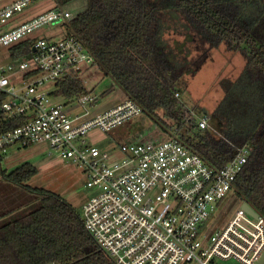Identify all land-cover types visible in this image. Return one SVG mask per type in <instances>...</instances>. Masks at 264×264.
Segmentation results:
<instances>
[{
    "label": "built area",
    "instance_id": "obj_1",
    "mask_svg": "<svg viewBox=\"0 0 264 264\" xmlns=\"http://www.w3.org/2000/svg\"><path fill=\"white\" fill-rule=\"evenodd\" d=\"M36 0H0V112L3 120L22 123L0 132V150L8 145L47 142L57 157L75 163L86 174V186L97 193L81 206L84 227L115 264H207L213 257L241 264H264V216L242 207L228 223L206 234L199 231L225 193L234 189L247 162L248 145L217 167L175 137L161 141L123 142L119 155L88 144L92 128L110 130L143 112L127 98L93 118L70 114L55 101V83L77 78L83 65L95 62L83 42L67 31L57 39L36 36V29L72 17L53 8L27 19L21 13ZM32 40L31 53L11 58V47ZM50 87H52L50 89ZM178 96V92H175ZM93 100L89 94L78 103ZM200 130L218 131L204 114ZM44 264H57L47 262Z\"/></svg>",
    "mask_w": 264,
    "mask_h": 264
},
{
    "label": "trees",
    "instance_id": "obj_2",
    "mask_svg": "<svg viewBox=\"0 0 264 264\" xmlns=\"http://www.w3.org/2000/svg\"><path fill=\"white\" fill-rule=\"evenodd\" d=\"M72 1L56 0V4L62 7ZM84 1L83 9L63 21L65 28L83 42L127 98L171 137L217 167L233 156L235 146H249L234 191L264 216V0ZM174 16L184 20L195 49H202L194 59L170 55L172 50L162 38L165 24ZM31 45L27 39L11 47V58L30 54ZM220 45L240 53L244 65L234 79L219 81L222 95L209 115L216 133L200 130L196 119L183 110L179 96L184 74L198 68L211 49ZM52 93L70 102L89 90L80 79L65 77L55 83ZM22 120H3L0 112V132ZM37 172L30 162L9 172L1 170L6 180L41 198L26 212L12 215L16 209L12 208L0 214V264H115L69 201L57 192L25 183Z\"/></svg>",
    "mask_w": 264,
    "mask_h": 264
},
{
    "label": "rangeland",
    "instance_id": "obj_3",
    "mask_svg": "<svg viewBox=\"0 0 264 264\" xmlns=\"http://www.w3.org/2000/svg\"><path fill=\"white\" fill-rule=\"evenodd\" d=\"M84 3V0H74L63 4L62 8L73 15L83 9ZM55 4L56 0H36L24 9L20 20L41 14L53 8ZM165 25L162 38L172 50L170 55H175L178 59L196 58L202 49H195L196 43L192 39V33L186 29L184 20L174 16ZM35 33L38 37L57 39L64 35L66 30L63 20H58L40 26ZM243 65L244 59L240 53L229 52L222 45L211 49L198 68L182 77L179 97L183 103V110L196 121L204 114L209 116L222 95L219 81L224 78L234 79ZM77 78L89 90L88 94L93 100L82 106L77 100L68 102L63 96H56L54 99L70 114L87 112L83 116L84 120L93 118L127 99L122 89L95 62L83 65ZM164 118L168 123H173L169 117L164 116ZM209 122L213 120L209 119ZM84 137L88 144L107 151L109 158H114L119 155V146L123 142L161 141L171 136L143 111L107 131L94 127ZM24 162H30L38 168V172L26 180L27 185L61 194L80 214L82 204L97 193L95 189L86 186V174L82 169L69 160L57 157L56 151L47 142L28 146L11 144L0 150V214L12 208H16L12 215L20 214L32 209L40 201L39 194L9 182L1 174V170L9 172ZM242 202L234 189L227 191L199 232L210 234L224 227L233 214L241 208ZM180 264L200 263L192 260ZM207 264L241 263L232 258L213 257L207 261Z\"/></svg>",
    "mask_w": 264,
    "mask_h": 264
},
{
    "label": "water",
    "instance_id": "obj_4",
    "mask_svg": "<svg viewBox=\"0 0 264 264\" xmlns=\"http://www.w3.org/2000/svg\"><path fill=\"white\" fill-rule=\"evenodd\" d=\"M205 111V110H204ZM241 207L243 209H245L246 211L250 212L251 214H253L254 216L257 215V212L254 208H252V206L246 202L245 200H243ZM264 260V253L262 254L261 258H260V262Z\"/></svg>",
    "mask_w": 264,
    "mask_h": 264
}]
</instances>
